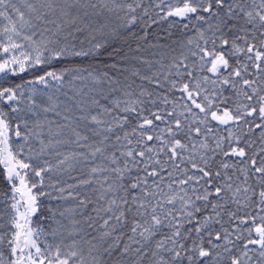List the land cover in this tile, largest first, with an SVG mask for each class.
<instances>
[{"label":"snow or ice","instance_id":"1","mask_svg":"<svg viewBox=\"0 0 264 264\" xmlns=\"http://www.w3.org/2000/svg\"><path fill=\"white\" fill-rule=\"evenodd\" d=\"M0 264H264V0H0Z\"/></svg>","mask_w":264,"mask_h":264}]
</instances>
